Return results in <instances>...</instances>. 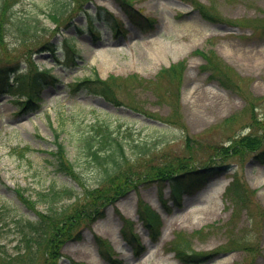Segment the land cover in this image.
I'll list each match as a JSON object with an SVG mask.
<instances>
[{
  "label": "rangeland",
  "instance_id": "obj_1",
  "mask_svg": "<svg viewBox=\"0 0 264 264\" xmlns=\"http://www.w3.org/2000/svg\"><path fill=\"white\" fill-rule=\"evenodd\" d=\"M65 1L68 11L56 26L48 14ZM10 12L36 14L40 37L2 32L0 71L14 70L6 82L27 81L28 90L13 86L18 99L41 74L29 107L0 91V208L34 220L45 206L25 207L14 189L34 199L50 184L95 187L98 168L85 163L75 140L89 124L105 122L128 157L135 143L145 142L143 160L190 158L199 174L208 175L180 198L169 182L126 190L102 217L81 225L79 240L63 244L59 264H264V155L257 157L264 137L252 153L231 150L241 137L264 134V0H11L0 24L9 22ZM45 40L54 53L36 49ZM198 50L211 52L220 77ZM179 61L185 67L178 80L165 82L166 89L153 85L161 68ZM132 75L135 81L127 79ZM109 76L122 80L114 102L85 85ZM55 130L78 166V182L56 170ZM233 184L243 200L225 193ZM139 202L160 214L156 230L139 219ZM6 241L14 252L12 232ZM175 249L202 261L177 257Z\"/></svg>",
  "mask_w": 264,
  "mask_h": 264
},
{
  "label": "trees",
  "instance_id": "obj_2",
  "mask_svg": "<svg viewBox=\"0 0 264 264\" xmlns=\"http://www.w3.org/2000/svg\"><path fill=\"white\" fill-rule=\"evenodd\" d=\"M8 1L11 0H0V17ZM127 4L129 3L122 2L123 6ZM66 8H68L66 1L57 2L55 7L52 8L48 17L54 25L58 26L60 18L68 11ZM200 11L204 13L202 6ZM38 25L39 19L36 14L25 13L16 16L10 12L9 22L7 24L1 22L0 24V35L2 32L15 37L32 34L39 38L40 35L37 33ZM64 44L71 49L66 40ZM36 46V49L51 52L57 49L48 40L40 42ZM196 53L206 60L209 67L211 66V68L218 71L219 77L222 75L219 63L213 59L211 52L198 50ZM184 67L185 63L180 61L170 65L168 68H161L153 85L165 86L166 89L165 82L172 83L174 80H178ZM10 71L14 70L10 69ZM6 72L5 70L0 71V91L17 95L13 92L14 85L15 87L19 86L29 89L27 81L23 79L19 82L18 80H21L19 77H16V80L14 79L13 85L6 82L3 78ZM39 74L41 73H37L29 81L30 92L22 94L23 98H17V102L25 104L24 108L35 102L34 94L36 90L33 89V85L39 83L37 78ZM45 74L48 75L47 73ZM127 79L135 81L136 77L132 75ZM121 83L122 80L114 76H109L105 80H100L97 77L85 80V85L90 92L98 94L109 101L114 100V89L116 86L121 87ZM259 129L264 131V122ZM58 135L57 132L54 133L55 152L52 153L56 170L78 182L80 177V173L77 171L78 166H74L68 159L64 146L58 141ZM263 135L241 137L234 141L235 143L231 150L234 149L235 154L241 155L245 151L252 153L260 147ZM75 143L77 149L82 151L81 156L84 161L86 160L85 163L98 168L95 187L80 184L81 191H76L73 187L57 188L54 184H50L46 189L37 190L34 199L30 198L31 196H25L24 190L14 189L18 199L25 207L34 209L35 205L42 204L45 209L44 211L36 212V219L29 220L11 215L6 208H0V264H59L62 257L61 248L63 244L68 241L79 240L81 237V225L88 226L102 217L105 206L115 203L127 191L138 190L141 185L146 183L157 182L161 186L165 181H172V185L175 184L176 188H181L182 186L187 190L193 189L198 179L205 175V173L199 174V171L191 165L192 160L190 158L180 162L160 164H152L147 160H143L142 157L147 155L148 151V144L145 142L135 143V152L132 157H128L125 153L123 142L109 124L105 122L95 121L89 124L87 131L81 132ZM27 150L28 147L23 148V151ZM259 155H264V152H260L257 157ZM137 169H141V173L136 174L135 170ZM177 178L184 179L183 181L185 183L188 181V183L186 185L184 183L178 185L181 180H176ZM176 188L172 192L175 195H179ZM230 192L237 199L243 200L240 194L241 187L238 185L233 184V188H228L225 193L230 194ZM63 201L71 202L61 204ZM141 203L139 202L137 208L139 219L151 231L156 230L160 223L159 214L149 205ZM11 232L15 245L13 246L14 252L9 253L6 249V239ZM177 246L180 247V244H177ZM175 251L177 257L182 259L186 257L196 263L202 260L199 255L188 256L181 250L175 249Z\"/></svg>",
  "mask_w": 264,
  "mask_h": 264
}]
</instances>
